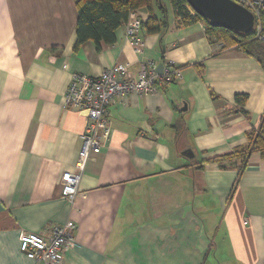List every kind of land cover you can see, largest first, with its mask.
I'll return each instance as SVG.
<instances>
[{
	"label": "crops",
	"instance_id": "obj_1",
	"mask_svg": "<svg viewBox=\"0 0 264 264\" xmlns=\"http://www.w3.org/2000/svg\"><path fill=\"white\" fill-rule=\"evenodd\" d=\"M152 12L166 25L142 28L140 53L124 24L97 51L75 47V0H0V264H33L18 234L48 236L67 221L76 231L64 264H264V153L243 165L202 163L244 148L258 129L264 69L211 43L204 23L181 26L169 0H153ZM136 15L145 24L149 12ZM146 61L156 72L175 66L181 78L108 107L109 139L70 204L59 178L74 171L87 125L63 106L72 74L127 64L136 78ZM237 95L247 97L243 107Z\"/></svg>",
	"mask_w": 264,
	"mask_h": 264
},
{
	"label": "built area",
	"instance_id": "obj_2",
	"mask_svg": "<svg viewBox=\"0 0 264 264\" xmlns=\"http://www.w3.org/2000/svg\"><path fill=\"white\" fill-rule=\"evenodd\" d=\"M247 10L254 18L253 38L264 44V0H231ZM186 9L194 12L189 5ZM142 20L136 12L129 14L124 24V36L136 53H140L143 42L140 32ZM151 61L140 65L136 78L128 73L127 64H116L103 70L98 76L72 74L63 98L65 109L83 112L87 125L81 135V147L73 172H63L59 178L60 197L73 203L86 164L100 152L111 133V117L108 107L130 95L145 97L157 94L160 88L179 80L180 70L172 65H162L161 73L156 72ZM76 224L67 221L55 226L49 235L20 232L18 251L33 264H64L65 253L74 245Z\"/></svg>",
	"mask_w": 264,
	"mask_h": 264
},
{
	"label": "trees",
	"instance_id": "obj_3",
	"mask_svg": "<svg viewBox=\"0 0 264 264\" xmlns=\"http://www.w3.org/2000/svg\"><path fill=\"white\" fill-rule=\"evenodd\" d=\"M153 0H75L77 11L75 35V47L86 42H91L100 50V44L112 45L115 42L114 32L128 19L132 12L141 8H146L149 17L143 27L148 34L160 32L161 27L166 25L165 18L163 22L154 16L152 12ZM173 15L179 20L181 26H190L196 22H202L205 25V33L209 41L218 42L222 49L235 48L257 60L264 69V44L253 38V32L250 34H241L222 28H211L207 22L197 15L190 14L185 0H169ZM162 9L163 6L160 5ZM264 20V17L263 19ZM212 43V42H211ZM247 97L244 95L235 96V103L238 106L245 104ZM264 153V114L261 118L257 130H252L247 134V145L244 148L237 149L232 153L215 157L207 162L221 163L233 159H241L242 165L250 154ZM242 171L240 168L239 175Z\"/></svg>",
	"mask_w": 264,
	"mask_h": 264
},
{
	"label": "water",
	"instance_id": "obj_4",
	"mask_svg": "<svg viewBox=\"0 0 264 264\" xmlns=\"http://www.w3.org/2000/svg\"><path fill=\"white\" fill-rule=\"evenodd\" d=\"M195 15L211 28H222L241 34L252 32L254 18L247 10L231 0H185ZM162 65L157 68L161 73ZM192 157L190 151L184 153Z\"/></svg>",
	"mask_w": 264,
	"mask_h": 264
}]
</instances>
